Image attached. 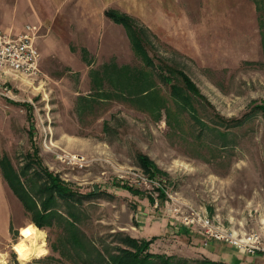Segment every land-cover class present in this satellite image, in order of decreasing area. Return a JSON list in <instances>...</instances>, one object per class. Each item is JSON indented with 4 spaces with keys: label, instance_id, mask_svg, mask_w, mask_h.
<instances>
[{
    "label": "rangeland",
    "instance_id": "1",
    "mask_svg": "<svg viewBox=\"0 0 264 264\" xmlns=\"http://www.w3.org/2000/svg\"><path fill=\"white\" fill-rule=\"evenodd\" d=\"M179 4L185 28L178 36H162L165 31H152L129 15L146 30L145 47L152 62L181 70L197 90L198 122L184 112L173 117L177 124L170 118V126L163 109L155 117L118 98L106 81L98 89L92 84L93 70L105 64L108 77L119 80L121 96H130V77L142 63L122 25L101 14L82 15L78 23L66 18L67 7L54 4L43 15L45 21L34 20L33 0H0V26L4 23L6 32L15 33L24 25L36 27L33 45L40 71L31 85L6 82L11 97L0 96L8 103L0 106V156L8 157L17 173L27 160L24 154L34 148L41 165L71 189L85 193L96 186L94 195L75 206L76 232L88 242L84 252L75 251L60 243L64 235L57 223L40 229L30 222L0 173V264H110L98 254L107 259L119 249H131L126 237L151 239L144 253L169 256L170 264H264L263 254L242 255L214 240L203 244L201 235L176 217L188 208V213L194 210L239 230L264 220L260 114L253 113L225 136L201 125H211L216 114L239 117L251 104L264 101V9L256 10L252 0H179ZM171 78L174 82L177 76ZM157 79L156 87L167 95V85ZM23 103L29 105L31 119L26 118ZM136 152L158 170L156 180L164 198L154 189L158 182L145 179ZM33 168L29 166L27 176ZM113 181L127 183L141 195H132ZM136 212H141V221ZM33 228L42 232L44 254L19 261L22 240Z\"/></svg>",
    "mask_w": 264,
    "mask_h": 264
},
{
    "label": "trees",
    "instance_id": "2",
    "mask_svg": "<svg viewBox=\"0 0 264 264\" xmlns=\"http://www.w3.org/2000/svg\"><path fill=\"white\" fill-rule=\"evenodd\" d=\"M252 1L256 10L260 11L264 9V0ZM103 15L114 23L124 27L131 50L142 63V67L132 72L128 84L131 85L130 96H121L119 80L117 81L116 76L114 78L111 76L108 77L109 71L106 72L105 64L100 70H93V75L96 77H93L92 84L98 89L103 85L102 82L106 81L118 98H124L133 105H139L144 111L153 113L155 117H157L160 110L163 109L167 125H172L170 123V118L178 116L181 113L183 114L184 112H186L194 122H198L197 110L194 106L197 102L194 94L198 95V93L191 80L181 70L171 68L167 63L160 62L154 64L152 62V57L149 56L147 48L145 47L146 40L143 34H146V30L143 27L137 26L135 20L129 15L111 9L104 10ZM261 33L263 38L264 32L261 31ZM171 74L177 76L174 82L172 81ZM155 76H157V80L167 85V95L161 93V89L156 87L157 83L155 81ZM133 89L135 92H133ZM122 92L125 94L127 93L125 91ZM169 101L174 105V108L170 107L168 104ZM23 104L27 107L26 118L31 119L29 105L27 103ZM253 113H259L261 119L264 121L263 100L251 104L239 117L223 118L216 114L213 116L211 125L202 122L201 125L216 132L220 136H225L228 130L248 121ZM173 121L175 124L178 122V120L174 118ZM199 131H201V129ZM29 135L31 134L29 133ZM24 157L27 160L16 173L8 157L1 155L0 173L2 179L7 184L12 194L20 202L33 225L42 229L44 227H50L52 223H57L64 235L60 243L63 246L67 245V247L75 251L82 250L83 245H87L88 242L81 233L78 235L76 232L75 222L78 221V215L75 206L77 203H80L83 198L94 195L93 191L90 190L89 192L80 193L71 189L56 174L49 172L45 166L41 165L36 154V149L34 148L32 153H25ZM135 157L137 165L142 170L144 176L150 182L154 180L158 182L154 189L158 192L160 198H164V189L160 182L156 180L158 175H160L158 170H156L153 164L141 152H136ZM33 165L35 166V168H33V173L27 176L26 172L29 166ZM20 177L23 178L26 185L22 184ZM112 184L132 195H141V191L127 183L113 181ZM147 200L149 203L153 202L148 195ZM61 208L63 210L59 211ZM150 242L151 239L136 241L133 238L126 237V245L131 249H119L117 255H110L107 259L100 254H98V256L101 260L104 262L108 261L110 264H170L171 258L169 256L144 253V249ZM59 253L63 254L64 252Z\"/></svg>",
    "mask_w": 264,
    "mask_h": 264
},
{
    "label": "built area",
    "instance_id": "3",
    "mask_svg": "<svg viewBox=\"0 0 264 264\" xmlns=\"http://www.w3.org/2000/svg\"><path fill=\"white\" fill-rule=\"evenodd\" d=\"M35 32L36 27L29 25H24L17 33L6 32L0 27L1 97H11L6 82L14 80L31 85V82L38 78L40 73L38 53L33 45ZM145 179L149 181L146 177ZM176 217L184 227L195 229L203 238V244L207 240H214L242 255H264V220L259 221L256 226L239 230L233 226L225 228L222 224L198 214L197 211L191 210L188 213V208L184 212H179Z\"/></svg>",
    "mask_w": 264,
    "mask_h": 264
},
{
    "label": "crops",
    "instance_id": "4",
    "mask_svg": "<svg viewBox=\"0 0 264 264\" xmlns=\"http://www.w3.org/2000/svg\"><path fill=\"white\" fill-rule=\"evenodd\" d=\"M44 4L47 8L40 10V5ZM54 4L55 6H65L66 18H74L76 21L81 22L82 15H96L101 14L103 18V11L106 9H113L119 12L126 13L135 19L143 22L144 25L154 31L155 29L165 31L162 36H178L179 32L185 28V16L183 7L180 8L179 0H33V19L45 21L43 15L49 14L48 8ZM25 6L31 5V3H24ZM49 16V15H47ZM88 17H86L87 19ZM67 22V19L65 20ZM2 23V22H1ZM4 31L8 29L7 26L2 23L0 26ZM22 29V28H21ZM20 31V30H19ZM17 31V32H19ZM15 32V33H17ZM15 82L13 80L8 81ZM8 103L2 99L0 106H5ZM0 183V195L1 193ZM6 213L8 205L5 204ZM2 206H0V211ZM135 217L141 221V212H136ZM182 234V233H181Z\"/></svg>",
    "mask_w": 264,
    "mask_h": 264
},
{
    "label": "bare ground",
    "instance_id": "5",
    "mask_svg": "<svg viewBox=\"0 0 264 264\" xmlns=\"http://www.w3.org/2000/svg\"><path fill=\"white\" fill-rule=\"evenodd\" d=\"M42 232L36 229H30L26 232L22 242L24 249L18 254L19 261H27L30 257H39L44 254L45 247L42 241Z\"/></svg>",
    "mask_w": 264,
    "mask_h": 264
},
{
    "label": "water",
    "instance_id": "6",
    "mask_svg": "<svg viewBox=\"0 0 264 264\" xmlns=\"http://www.w3.org/2000/svg\"><path fill=\"white\" fill-rule=\"evenodd\" d=\"M92 190H93V192H96V186L95 185H92Z\"/></svg>",
    "mask_w": 264,
    "mask_h": 264
}]
</instances>
